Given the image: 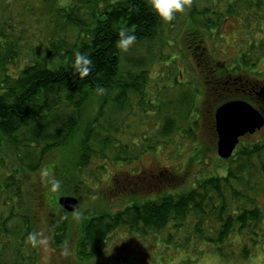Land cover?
Wrapping results in <instances>:
<instances>
[{"label":"trees","instance_id":"obj_1","mask_svg":"<svg viewBox=\"0 0 264 264\" xmlns=\"http://www.w3.org/2000/svg\"><path fill=\"white\" fill-rule=\"evenodd\" d=\"M206 1L213 8L203 5L199 9L198 0H189L187 19H178L176 14L173 20L163 21L151 9L148 0H38V11L29 9V21L15 23L9 14V3L0 1V264H36L38 246H33L27 237L38 232L41 206L57 204L48 201L56 192L39 174L47 170L61 181V168L53 163L52 156L69 145L89 96H98L100 106L93 120L98 131L92 123L78 150L76 167L84 176L82 171L93 158L128 163L133 156L127 146L116 143L111 135H102L100 149H94L92 140L101 128L106 132L120 131L113 127L112 117L105 114L107 103L112 102L116 111H120L126 105L128 91L139 94L141 110L159 114V124L153 117L150 121L152 145L156 139L166 144L173 142L171 136L178 131L196 140L193 124L198 122L203 94L214 97L218 93L217 99H232L228 90L233 92L235 77L245 79L255 74L252 70L264 56L263 37L257 38L258 44L244 45L246 49H241L234 64H222L221 72L225 75L222 81L216 80L214 65L205 75L200 74V79L209 85L207 90L198 87L199 83H194L187 71L183 76L188 75V78L184 76L183 82L175 80L184 86V93L178 85L182 93L177 96L159 93L156 102L151 98L143 100L144 94L147 95L150 67L177 52L171 49L155 60L139 53L142 46L160 40L167 49L173 48V41L177 39L172 41L171 30L187 21L191 25L186 49L196 57L204 56L207 47L202 45L203 29L215 36L222 20L216 8L217 0ZM234 10V4L230 3L228 13L233 14ZM120 28H128L137 36L127 51L116 46ZM76 51L93 60L94 67L86 77L73 69ZM182 52L185 55L183 49ZM97 85L104 87L102 95L96 93ZM263 85L264 82L257 88L261 97L256 95L249 100L264 114ZM107 116L111 118L101 124V119ZM180 116L186 118L188 128L178 124ZM214 133L216 135L215 129ZM244 139L230 158L222 159L218 155L223 163L211 164L203 171L201 167V172L208 174L197 178L194 185L126 204L112 217H89L83 225L78 255L101 254L107 234L116 226H123L130 233L153 236L166 245L193 249L197 254L213 251L223 258L250 257L256 246L264 247V203L259 200L264 197V141L243 143ZM150 146L145 147V151ZM204 155L205 149L194 146L190 167L198 159L204 163ZM216 167L222 168V172ZM99 168L106 169L104 163ZM38 186L45 187L43 192L48 191L47 199L38 191ZM115 187L124 188L122 183ZM75 198L82 202L79 196ZM53 229L56 243L62 242L60 235L64 228L54 225Z\"/></svg>","mask_w":264,"mask_h":264},{"label":"rangeland","instance_id":"obj_2","mask_svg":"<svg viewBox=\"0 0 264 264\" xmlns=\"http://www.w3.org/2000/svg\"><path fill=\"white\" fill-rule=\"evenodd\" d=\"M3 1L9 3V14L10 17H13V23L19 20L29 21V15L31 14L29 9L31 7L38 11V0ZM230 3L235 6L233 14L228 13ZM198 4L199 9H202L203 5L213 8L206 0H198ZM216 8L222 14L221 25L215 36L203 29L202 45L207 47V52L203 53L204 56L196 57L192 52H189L190 50L186 49L187 40L189 39L187 34L190 31L188 29L191 25L187 21L178 24L171 30L169 35L172 37V41L174 38L177 39L176 42L173 41V48L167 49V46L162 45L160 40L154 41L149 46L147 44L142 46L139 53L153 57L155 60L170 53L171 49L177 52V54L172 53L166 60L156 61L150 67V78L145 88L147 95L146 97L145 94L142 95L143 100L144 98L146 100L151 98L153 102H156L159 93L171 97L182 93L178 86L180 84L177 81L183 82L185 80L184 76H186H183V74L187 71L191 74V80L194 83L196 81L199 83L198 87H203V91L207 90L209 85L206 86L204 79H200V74L205 75L209 71V67L214 65L217 69L216 76L218 75L216 80L222 81L221 79L225 77L224 73L221 72L223 70L222 64L227 66L234 64V61L240 55L241 49H246V47H243L244 45L251 42L252 44H258L259 40L257 38H264V0H217ZM188 12L189 8L186 6L185 11L177 13L178 19H187ZM212 18H215V16H212ZM40 26H44V24H40ZM198 32L200 31L198 30ZM252 38L255 41H252ZM182 49L185 55H183ZM174 56L177 58H174ZM199 62L200 65H198ZM205 63L207 65H204ZM126 65L124 64V66ZM237 65L239 63H236ZM239 66L242 68V65ZM256 69L252 70L255 74L251 76L260 77L264 81V56L261 57ZM187 76L186 78H188ZM176 79L177 81H175ZM201 83L202 86H200ZM181 87L184 93L186 90L184 86ZM228 93V95L231 94L234 97V91L228 90ZM217 94L214 97L203 94V101L200 104L201 109L198 110V122L196 121L193 124L197 139L193 140L184 131H178L171 136L173 142L168 144L158 142L157 139L153 145L151 144L154 136L151 132L150 121L153 117L155 122L159 124V114H154L152 110H141L139 94L128 91L126 105L120 111H116L117 108L112 102L107 103L105 114L112 117L113 127L120 129V131L118 133L106 132L101 128L102 131L100 132V129L99 134L95 135V138L93 137L94 149H100L102 135H111L112 138H116V143L119 142V144L128 147V153L133 155L131 156V159H133L126 163L122 160L114 162L113 160L104 161L100 158H93L88 168L82 171L85 174L84 176L78 173L76 167L79 157L78 150L82 146L83 139L88 135L92 123L98 131V126L93 120L100 106L98 96H89L80 111L79 122L76 131L70 138L69 145L60 148L65 150L52 156L53 163H57L61 168L59 178H62L61 187L55 192L60 195L66 193L71 197L79 196L82 204L77 209L78 212L70 215L55 209V215L51 216L52 209L45 206H41L40 211L38 210L40 216L38 232H43L50 241V230L53 229L55 223L57 225L61 224L64 229L60 236L64 235L65 239L63 244L58 246L59 249L56 250V253H54V245L51 246L50 243L47 250L38 246V264H61V262L66 261L71 256V248L75 246L81 235L80 229L87 221H83L84 218L88 219L98 215L112 217V215L115 216L123 210L126 204L141 202L148 197H156V193L173 192L184 185L190 184L192 186L197 178H202L208 174L207 172H201V167H203V171L211 164L223 163L217 154L218 135L217 132L216 135L214 133L215 111L221 103L226 102L230 97L224 100L217 99ZM208 98L210 99L208 100ZM236 99L243 98L236 96ZM245 100L250 102L249 99ZM178 112L182 113L181 110H178ZM110 116L105 119L102 118L100 123L103 124L104 121L111 118ZM178 124L188 128L186 118H181V116L178 118ZM250 141H264V128L252 138L246 137L242 142L247 143ZM149 145H151L150 148L145 151L144 148ZM194 146L205 149L206 155L203 157L204 163H201V160L198 159L190 167V155ZM103 163L106 169L99 168ZM205 163H209L208 166ZM149 169H152L156 174L155 178L148 175L147 171ZM216 169L222 172V168L216 167ZM216 169L213 168L214 171ZM39 176L41 177V174ZM31 179L32 182H35L33 176H31ZM115 181L116 183H114ZM120 183L123 184L125 189L115 187L116 184L119 185ZM46 184L49 186L47 182ZM44 189V186H38V191L40 190L44 199H47L48 191L43 192ZM56 193L52 194L48 201L57 202L60 197ZM259 198L260 202L264 203V197ZM107 236H109L107 242L101 246L103 249L101 254L91 256V259L85 260H81L76 256L75 261L78 264H264L263 246H256L252 255L247 259L240 256L223 258L213 251L197 254L193 249H178L166 245L153 236L130 233L123 226H116ZM234 243H236L235 237ZM66 247L70 249L68 258L62 254V250ZM120 249L124 254V257L121 258L116 254L120 252ZM126 254L135 256L128 258Z\"/></svg>","mask_w":264,"mask_h":264},{"label":"water","instance_id":"obj_3","mask_svg":"<svg viewBox=\"0 0 264 264\" xmlns=\"http://www.w3.org/2000/svg\"><path fill=\"white\" fill-rule=\"evenodd\" d=\"M215 120L217 152L223 159L231 157L242 136L253 134L264 125L261 113L243 100H232L220 105L216 109ZM58 202L63 209L71 212L80 206L79 200L71 196H62Z\"/></svg>","mask_w":264,"mask_h":264},{"label":"clouds","instance_id":"obj_4","mask_svg":"<svg viewBox=\"0 0 264 264\" xmlns=\"http://www.w3.org/2000/svg\"><path fill=\"white\" fill-rule=\"evenodd\" d=\"M148 4L156 15L163 21H171L175 18L177 13L185 11L189 0H148ZM137 40V36L128 28H120L118 31V39L116 46L122 51H127ZM94 64L90 56L83 52L76 51L73 60V69L81 77H86L93 69ZM98 95L105 92L103 86L97 85L95 89ZM41 176L46 179L52 191H57L61 187V181L52 177L47 170L41 172ZM79 215V214H78ZM27 240L33 246H40L47 250L49 246V239L43 232H32L28 235ZM64 256L70 255V249L64 248L62 250Z\"/></svg>","mask_w":264,"mask_h":264},{"label":"flooded vegetation","instance_id":"obj_5","mask_svg":"<svg viewBox=\"0 0 264 264\" xmlns=\"http://www.w3.org/2000/svg\"><path fill=\"white\" fill-rule=\"evenodd\" d=\"M262 82H264L263 79L261 80V79H259V77H256V76H249V77H247L245 79L244 78H241V77H238V76L235 77V79L232 82V90L234 91V98H232V99H236V96H240V97L243 98L242 100H245V99H250L252 96H256V95H258L257 97L260 98L261 97V94L257 91V88H259V86H260V84ZM263 88H264V85H263ZM232 99H230V100H232ZM147 172H148V175H150L151 178H155L156 177V174L153 172L152 169H149ZM80 206H81V203H80ZM45 207L46 208L49 207V209H52V211L50 213L51 216L52 215H55V213H56L55 212V209L57 211H60V212H62L64 214H66V215H70L71 213L78 212L77 210L74 211V212H71V211H67V210L63 209L60 206V204L58 203V201H57V204H54V205L53 204H48V205H45ZM84 220H87V219L84 218L83 221ZM54 225L61 226V224L60 225H57L56 223ZM80 231H81V235H80L78 241L75 243V246L73 248H71V250H72L71 251V256H69V258L67 256L68 259L66 261H64V262H61V264H78L75 261L76 256L79 257L81 260L91 259V256H80L77 253V247H78L79 241L82 239V237L84 235L83 234V231H84L83 230V226L80 229ZM50 236L51 237H49L50 238L49 243H50L51 246L54 245L53 246V249H54V253H56L57 252L56 250L59 249L58 246L62 245L63 242L65 241L64 235L60 236V238L62 239V242H60V243H56V241H55L54 229H51L50 230ZM104 242L105 243L107 242V238L105 239ZM101 249H102V247H101ZM102 252H103V249H102ZM116 254L120 258L121 257H124V254L122 252V249H120V252L119 253H116ZM112 255L115 256L114 253H112ZM126 256H128V258L132 257V256H129V254H126ZM36 264H38V262H36Z\"/></svg>","mask_w":264,"mask_h":264}]
</instances>
